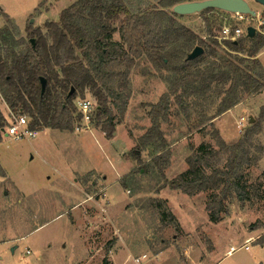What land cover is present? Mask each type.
<instances>
[{"label":"rangeland","instance_id":"rangeland-1","mask_svg":"<svg viewBox=\"0 0 264 264\" xmlns=\"http://www.w3.org/2000/svg\"><path fill=\"white\" fill-rule=\"evenodd\" d=\"M76 1L47 0L42 15L33 14L28 21L17 17L15 22L20 28L16 27L17 36L25 37L26 25L39 27L47 20L57 21L60 12ZM245 1L256 16L246 15L248 22L240 23V27L244 34L246 23L256 29L251 39L264 64V7L255 0ZM130 3L131 10L135 11L137 4L143 9L157 1L130 0ZM218 15L226 14L215 10L205 15L211 21L214 39L225 22ZM176 19L209 42L200 14L177 15ZM113 39L118 40L117 34ZM249 43L247 38L237 54L239 57L245 56ZM219 44L217 51L224 54L226 49L222 42ZM129 79L131 97L123 122L116 125L111 140L100 135L93 125L73 134L65 132L67 138L60 139L53 138L63 133L58 130L40 132L30 141L3 136L0 142V264H102L107 248L113 264H264V244H258L259 237L264 235V155L257 165L245 169L248 198L239 202L234 195L227 203L228 214L222 215L216 224L209 221L205 211L210 192L187 196L163 186L165 180L187 169L186 158L194 155L201 144L217 149L212 136L214 129L219 130L225 143L237 142L249 125V117L258 115L259 110L254 107L263 104L264 96L255 98L252 105L235 109L216 124L203 125L205 117L214 115L218 102L207 105L189 99L179 106L172 99L169 122L162 124L170 150L169 166L162 177L154 167L142 169L150 160V150L141 152V163L129 153L150 126L149 105L155 104L166 92V84L145 60L131 70ZM248 97L251 96H244L242 101ZM241 117L246 122L239 133L237 126ZM254 142L264 146V124ZM223 163L222 158L219 166ZM97 172H103L106 177L108 203L100 200L104 197V186L102 173ZM120 175L127 190L116 181ZM75 181L79 190L72 186ZM65 185H69L73 194L70 199L59 196L62 192L58 187L63 190ZM20 193L32 196L31 205H23ZM54 193L57 197L49 203L48 196ZM36 195L42 197L40 204L43 200L49 204L40 206ZM44 208L49 218L46 223L42 221L45 215H38ZM81 212L102 216L93 233L88 235L93 240V248L101 249L98 254L90 256L84 244L79 230L84 224ZM87 228L85 224L84 230ZM231 247L235 252L227 255Z\"/></svg>","mask_w":264,"mask_h":264},{"label":"trees","instance_id":"trees-1","mask_svg":"<svg viewBox=\"0 0 264 264\" xmlns=\"http://www.w3.org/2000/svg\"><path fill=\"white\" fill-rule=\"evenodd\" d=\"M156 1L143 9L137 4L132 11L130 0H78L62 10L57 21L48 20L40 27L26 25L25 37L17 36L16 25L3 15L0 100L13 113L26 115L30 130L73 132L81 123L75 101L89 98L95 103L90 125L110 140L116 125L123 122L131 97V70L145 60L160 73L166 92L149 105L150 126L129 154L141 163V152L150 150V160L142 169L154 167L163 177L170 150L162 124L169 122L171 100L179 106L189 99L207 105L218 102L214 115L202 121V125L213 124L212 120L239 104L244 96L264 90V68L252 39L245 56L237 55L246 36L223 41L226 52L217 51L220 44L212 37L211 21L205 16L215 10L199 13L209 42L180 24L172 13L177 4L202 0ZM114 34L118 40L113 39ZM196 46L203 49L202 55L187 60ZM40 79L46 82L43 93ZM253 119L231 145L214 129L217 149L201 144L186 158L187 169L165 180L163 186L187 196L210 192L205 211L211 223H219L222 215L228 214L227 203L234 195L239 202L248 198L245 169L257 165L264 155V146L254 142L263 128L264 105ZM8 125L0 109V142ZM222 158L224 163L219 166ZM123 178L120 185L127 190ZM258 240L264 244V235ZM106 251L102 264H110L109 248Z\"/></svg>","mask_w":264,"mask_h":264},{"label":"crops","instance_id":"crops-1","mask_svg":"<svg viewBox=\"0 0 264 264\" xmlns=\"http://www.w3.org/2000/svg\"><path fill=\"white\" fill-rule=\"evenodd\" d=\"M40 3H42V5L40 6ZM47 3V0H0V28L3 27L4 25V19H3V15H6L7 17H9L13 22L14 24L16 25L17 28H19L16 24V20L18 21V18L17 17H22V19H25V21H28V19L34 14V15H42V11L45 9V4ZM49 6H53L52 3H49ZM47 10V9H46ZM33 15V16H34ZM24 17V18H23ZM48 21V20H47ZM33 22V21H32ZM46 22V21H45ZM40 27V26H39ZM20 29V28H19ZM260 51V49L258 50ZM258 54L259 52H257V58H258ZM259 60V58H258ZM260 61V60H259ZM261 63V62H260ZM263 68H264V64L261 63ZM264 96V90L260 91L259 93L251 96V97H248L247 99H245L244 101H241L239 104H237L236 106H234L233 108H231L230 110H228L227 112H225L224 114L220 115L218 118L215 119V121L213 122L214 124H216L217 122H219L225 115L229 114V113H232L235 109L237 108H245L244 106H247V105H252V101L255 99V98H259V97H262ZM250 102V103H249ZM264 105V100H263V104H261L260 106H257V107H254V109L256 110H259V108ZM0 109L2 111V113L6 116V109L3 107L2 103H0ZM218 130V129H217ZM48 131H52L51 129H43L41 131H37V135L38 133L40 132H48ZM76 132H80V131H76ZM75 130L73 132H66V133H76ZM63 132V133H59V135H54L53 138H67V134ZM218 133H219V130H218ZM36 135V136H37ZM100 135H103V133H101ZM104 136V135H103ZM219 136H220V133H219ZM36 138V137H35ZM34 138V139H35ZM113 139V138H112ZM111 140V139H110ZM58 141V140H57ZM233 143V142H232ZM121 157V156H120ZM55 170V168H54ZM56 171H60V170H56ZM62 172V171H60ZM59 172V173H60ZM91 172V171H90ZM95 172V171H94ZM97 173H102V179H103V185L104 188H103V195L104 197H102L100 200L103 202H105L107 200L106 198V192H107V184H105V180H106V177L103 176V172H97ZM127 175V173H125ZM122 178V175L118 176L116 181H119L120 182V179ZM71 182V181H70ZM74 185V186H73ZM61 186V185H60ZM63 186V185H62ZM61 186V187H62ZM66 187L62 190L60 187H58V189H60V191L62 192L59 196L60 198H67V199H70V197L73 195L69 189V185H65ZM72 186L74 188H76L77 190H79L78 188V185L75 181V183H72ZM101 186V185H99ZM56 185H54V189L56 190ZM21 196L23 197V205H31V202L29 201V199L32 198V196H28L26 194H22L20 193ZM89 195V194H87ZM86 196V194H85ZM57 197V194H52V195H49L48 198L50 199L49 203L52 202V200H55ZM42 197H38L37 195L35 196V200L37 202H39V205L42 206V205H47L49 203H47L46 201L43 200V203L40 204V200H41ZM86 201V199L84 200ZM99 201V200H98ZM42 202V200H41ZM107 202V201H106ZM71 203V202H70ZM73 203V207L75 206L74 202ZM100 203V202H99ZM108 203V202H107ZM98 204V202H97ZM129 202L125 205L124 209L127 208ZM78 205V204H77ZM106 207H108V205L105 206V209ZM46 208H44L42 211H40V213H38L39 216H44L45 217L42 219V221H44L45 223L48 222L49 218L46 217L47 214H46ZM81 217L84 221V224H82L81 226H79V230L81 231L82 233V237L84 238V244L87 248V251H90V256L91 255H94V254H98L99 251L101 249H99L98 251L93 248V240L91 237H88L89 234L93 233V231L95 230L96 226L98 225L97 223L100 222V219H102L101 215L99 214H96V213H92V214H82L81 212ZM85 224L88 226L87 230H84V226ZM86 234V235H85ZM247 237L244 238V241L246 240ZM110 251V250H109ZM108 251V253H109ZM230 251V250H229ZM229 251L226 252L227 255H230L229 254ZM130 253V252H129ZM128 253V254H129ZM107 258L110 262V264H113L112 261L109 259V256L107 255Z\"/></svg>","mask_w":264,"mask_h":264},{"label":"built area","instance_id":"built-area-1","mask_svg":"<svg viewBox=\"0 0 264 264\" xmlns=\"http://www.w3.org/2000/svg\"><path fill=\"white\" fill-rule=\"evenodd\" d=\"M223 12V11H222ZM226 15H218L220 18H225V22L220 27L218 31V37H216V40L219 41V43H223V41H236L240 37L246 36V29L245 34L242 28L240 27V23L248 22L245 18L246 15L237 14V13H227L224 12ZM210 14V13H209ZM0 103H2L3 107L6 109V118L9 122V125L5 128L3 136L5 137H11L12 139L16 141H30L34 139L37 135V131L30 130L28 128L29 120L26 115L24 114H15L12 111H10L7 106L0 100ZM75 107L77 112L81 115V123L80 126H76V131L86 130L89 128L91 123V118L93 116V113L95 112V103L89 99H76L75 101ZM245 119L244 117H241L238 122V129L239 133L242 132V129L245 126ZM248 247H245V250H247ZM235 252V249L233 247L230 248L229 254ZM28 253V251H27Z\"/></svg>","mask_w":264,"mask_h":264},{"label":"water","instance_id":"water-1","mask_svg":"<svg viewBox=\"0 0 264 264\" xmlns=\"http://www.w3.org/2000/svg\"><path fill=\"white\" fill-rule=\"evenodd\" d=\"M259 5L264 7V0H255ZM213 9L218 11H223L227 13H237L242 15H248L250 17H255L256 12L251 9L250 5L245 0H202L180 3L172 8V13L178 16H191L194 14H199L204 10ZM32 23V21H31ZM256 29L254 27H248L246 29V37L251 39L254 37ZM203 49L196 46L186 57L187 60H194L200 55H202ZM41 93L44 92L46 82L44 79H40ZM253 117L250 116L248 119L249 125L253 123Z\"/></svg>","mask_w":264,"mask_h":264}]
</instances>
